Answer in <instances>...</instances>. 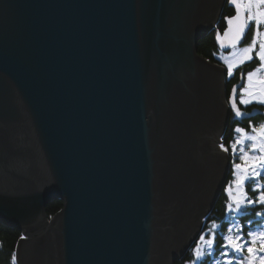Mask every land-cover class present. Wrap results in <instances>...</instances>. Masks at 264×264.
Listing matches in <instances>:
<instances>
[{"label":"water","instance_id":"water-1","mask_svg":"<svg viewBox=\"0 0 264 264\" xmlns=\"http://www.w3.org/2000/svg\"><path fill=\"white\" fill-rule=\"evenodd\" d=\"M224 2L0 0V222L21 232L18 264H172L194 244L230 172L226 70L197 52Z\"/></svg>","mask_w":264,"mask_h":264},{"label":"snow or ice","instance_id":"snow-or-ice-1","mask_svg":"<svg viewBox=\"0 0 264 264\" xmlns=\"http://www.w3.org/2000/svg\"><path fill=\"white\" fill-rule=\"evenodd\" d=\"M228 4L235 9V15L225 17L229 27L225 30L224 36L228 38L229 45L235 49L233 56L238 58V64L226 61L228 75L231 76L236 67L244 64L246 61H252L253 59L259 60V66L254 71L246 73L247 82L242 84L237 93V88L234 85L232 89V96H230V104L236 117H241L244 113L241 112L238 107L236 96L239 95V105H248L254 101L264 105V75H258L261 71H264V32H260V26L264 25V0H227ZM255 25V31L253 38L249 44L244 47L237 48V45L242 42L250 26ZM219 40V34H217ZM259 39V51H255L257 41ZM223 41H221V47H224ZM241 79H244L242 74ZM252 133L248 134L245 128L237 127L235 132L241 134L234 143L230 145L233 153L236 152L237 146L240 145V157L244 164H234V168L237 170L235 174V180L230 181L229 187L226 188L228 193V203L226 207L233 212L243 211L246 205H252L259 203L264 205V191H260L259 195L254 198H249L245 185L248 182L255 184V188L251 191L255 192L258 189H264V184H261L257 178L264 179V123L252 125ZM253 141L252 144L245 146L244 141ZM222 150L228 151L223 144L220 145ZM247 148V151H246ZM248 152L258 153L256 155H249ZM251 162V163H249ZM243 168V174H240V170ZM235 184L237 192L234 194L231 185ZM235 205V207H233ZM257 216L261 213L257 212ZM217 228L216 223L213 221L211 230ZM229 234L220 236L216 233L214 236L205 238L203 234L200 235L199 240L196 242V247L192 249L196 262H200L204 257V249H208L209 255L216 251L214 247L215 239L217 236L224 241L219 245V248H230L233 252H242L244 248H247L249 255L244 259L248 261V264H256V260L259 259L264 264V256L256 257L254 252H264V231H248L247 239L239 234L240 226L236 225V234H231L230 228ZM257 241L260 242V248L257 250L252 247ZM221 255L228 257L227 251L221 252ZM11 264H18V255L13 253ZM186 264H192V262H186ZM225 264H232L231 259H226Z\"/></svg>","mask_w":264,"mask_h":264},{"label":"trees","instance_id":"trees-1","mask_svg":"<svg viewBox=\"0 0 264 264\" xmlns=\"http://www.w3.org/2000/svg\"><path fill=\"white\" fill-rule=\"evenodd\" d=\"M234 14V8L227 3L225 4V7L222 11L221 16L219 17L218 21L215 24L214 29L212 32L203 37L202 39L198 40L197 44V51L200 55L209 58L213 61H218L217 55L223 54L221 46L218 43L217 34H221L224 29L226 28V20L225 17H230ZM250 31L248 32V35L246 38H249ZM220 63V62H219ZM257 65V59H253L252 61H247L242 65H239L235 68L233 74L231 76H226L227 81V89L229 91L231 85L233 82L236 81L237 77H240V73L244 74L246 70H250L254 68V66ZM242 76V75H241ZM241 112L244 113L241 117H236L234 114V111H231V117L229 124L227 126V129L222 136L221 144H223L226 148H228L227 154L228 157L231 159L230 164L232 166V162H235L238 158V149H236V152L233 153L230 144L231 142H234L236 139V136L238 133H236L234 130L237 127L245 128L248 132L252 130V125H257L260 122L264 121V105L261 104H248V105H239ZM255 109L259 113L257 115H254L252 117L246 118L245 116L249 114L250 111ZM229 178H232V175H229ZM258 181L261 184H264V179L257 178ZM255 188V184L252 182H248L245 185V190L247 191L249 198H254L259 195L260 191H264V189H258L257 191L253 192L251 189ZM226 195L223 192H221V196L218 199V202H216L214 209L212 212L204 219V222L202 224V230L201 234H203L205 237L209 238L214 236L216 233H219L220 236H223L225 234H229V229H232L231 234H236V225H239L241 228H243L244 231V239H247V223L250 220L251 217L254 216L255 209L258 206L254 207H245L244 212L240 215H235L232 212L227 211L226 207ZM62 207V201L60 199H54L51 202H49L45 206V212L47 216H52L56 213L57 210H59ZM213 221L216 223L217 228L215 230H211V225ZM199 235V237H200ZM21 236V232L13 227L5 226L0 223V264H11L12 262V255L15 253V245ZM220 236H217L215 239L214 247L216 249L215 252H213L211 255H209L208 250H205L204 257L201 258L200 262L195 261V257L193 255L192 249L196 247V242L189 248L188 253L184 260H178L175 263L176 264H186V262H192L194 264H225V257L221 255V252L227 251L229 253L230 259L232 260V264H243L240 261L235 260L236 256L234 257V254L230 248H219V245L224 243V241L220 238ZM198 237V238H199ZM253 248L259 249L260 248V242L257 241L255 245H252ZM243 254L247 253V248L245 247L242 251ZM258 264V263H256ZM259 264H262L259 263Z\"/></svg>","mask_w":264,"mask_h":264},{"label":"rangeland","instance_id":"rangeland-1","mask_svg":"<svg viewBox=\"0 0 264 264\" xmlns=\"http://www.w3.org/2000/svg\"><path fill=\"white\" fill-rule=\"evenodd\" d=\"M229 5V4H228ZM216 24V23H215ZM214 29V27L212 26V30ZM212 30L211 31H209L206 35H209L211 32H212ZM250 31V34H249V38H246V36L248 35V32ZM254 31H255V25L253 24L252 26H250L249 27V29H248V31H247V33H246V35H245V37H244V39L242 40V42L240 43V44H238L237 45V48H241V47H244V46H246L247 44H249L250 42H251V40H252V38H253V34H254ZM259 31L260 32H264V25H262V26H260V29H259ZM223 33H224V31L221 33V34H219V37H220V35H223ZM219 43V42H218ZM198 44V43H197ZM221 46V45H220ZM224 48V50H222V52H223V54H218L216 57H217V59H218V63L220 64V65H222L223 67H224V69L226 70V76L228 75V72H227V64H226V61H229V62H233L234 64H238V58L237 57H234L233 56V52L235 51V49H233L231 46H224V47H222V49ZM255 51H259V39H258V41H257V46H256V48H255ZM198 52V51H197ZM247 62V61H246ZM259 60H257V65L256 66H254V68H252V69H250L249 71H254L258 66H259ZM248 70H246V72H244V79L242 80L241 79V75H242V73H240L241 75H240V77H237V79H236V81L235 82H233V84L231 85V87H230V89H229V93H230V91H231V88H232V86L236 83V82H238L239 80H242V84H244V83H246L247 82V77H246V73L247 72H249ZM258 75H264V71H261L260 73H258ZM241 87V86H240ZM239 87V88H240ZM239 88H238V90H239ZM238 93H239V91H238ZM238 96V98L236 99L237 100V104H239L238 103V101H239V95H237ZM253 103H255V104H259V103H257V102H253ZM253 103H251V104H253ZM230 109H231V111H233V109H232V107L230 106ZM252 113H255V114H258L259 112L258 111H256L255 109H253L252 111H250L249 112V114L248 115H246L245 117L246 118H249V117H252V116H254V115H252ZM263 117H264V114H263ZM260 123H264V121L263 122H260ZM259 123V124H260ZM229 124V123H228ZM259 124H257V126L259 125ZM227 126L228 125H226V127H225V130H224V133H225V131H226V129H227ZM246 132L248 133V134H254V133H252V130L251 131H247L246 130ZM224 133H223V135H224ZM241 134H237V136H236V139L240 136ZM235 139V140H236ZM235 142V141H234ZM234 142H231V144L232 143H234ZM253 143V141H249V140H245L244 141V145L245 146H247V145H250V144H252ZM230 144V145H231ZM240 145H238L237 146V149H238V153H239V155H238V158H237V160H235V162H232V167H231V169H230V171L232 170V178H231V180L230 181H234L235 180V174L237 173V170L234 168V164H237V163H239V164H241V165H243L244 164V161H241L240 159H239V157H240V151H239V149H240ZM246 151H247V148H246ZM248 154L249 155H256V154H258V153H253V152H248ZM249 163H251V162H249ZM243 168L240 170V174H243ZM230 181L228 182V187H229V184H230ZM231 187H232V190H233V193L235 194L236 192H237V188H236V185L235 184H232L231 185ZM226 198H227V201H226V205H227V203H228V193H226ZM233 207H235V205H233ZM228 211H230L229 209H228ZM230 212H232L233 214H235V215H240L241 213H242V211H240V212H233V211H230ZM2 225H5V224H3L2 222H0ZM262 224V225H261ZM5 226H7V225H5ZM251 229L249 230V231H254V232H256V231H264V216L263 217H259V219L257 220V222H255V223H252V224H250V226H249ZM244 232H242V233H239L241 236H243L244 237V234H243ZM20 238H21V236L19 237V239H18V241H17V243L19 242V240H20ZM206 239H207V237H205ZM17 243H16V245H15V249H16V246H17ZM205 250H208L207 248H205L204 249V252H205ZM235 253V252H234ZM253 255L254 256H256V257H259V256H262L260 253H259V251H257V253L256 252H254L253 253ZM236 256V259L235 260H237V261H240L241 263H243V264H248V261L247 260H245L244 258L245 257H247L245 254H242V253H235L234 254V257ZM231 257L230 256H228V257H225V260L226 259H230ZM180 261L181 259L180 258H178V259H176V261ZM256 263H261V261L259 260V259H257L256 260ZM192 264H194V263H192Z\"/></svg>","mask_w":264,"mask_h":264},{"label":"bare ground","instance_id":"bare-ground-1","mask_svg":"<svg viewBox=\"0 0 264 264\" xmlns=\"http://www.w3.org/2000/svg\"><path fill=\"white\" fill-rule=\"evenodd\" d=\"M225 2H224V5H223V7H222V9H221V12H220V14H219V17L221 16V14H222V11H223V9H224V7H225ZM234 15V14H233ZM219 17H218V19H219ZM214 27V26H213ZM212 30V27H210V29H209V31H211ZM205 36H207V35H203L202 37H200L198 40H200V39H202L203 37H205ZM198 40H197V43H198ZM199 54V53H198ZM202 56V55H201ZM203 58H205V59H207V60H210V61H212V62H215V61H213V60H211V59H209V58H206V57H204V56H202ZM215 63H217V62H215ZM218 64V63H217ZM221 66V65H220ZM222 67V72H223V70H224V67L223 66H221ZM227 81H226V76L224 77V72H223V89H224V99H225V101H226V103H227V105H228V107H229V112H228V115H227V118H226V122H225V127H226V125H228V123H229V121H230V117H231V109H230V104H229V95H230V93H229V91H228V89H227ZM224 130H225V128H224ZM228 170V169H227ZM188 248V247H187ZM187 248H185V249H183V250H181L176 256H179V258L181 259V261L182 260H184L185 259V257L186 256H188L187 255V253H188V250L189 249H187ZM176 262V259L175 260H173L172 261V264H176L175 263ZM179 264V263H178Z\"/></svg>","mask_w":264,"mask_h":264}]
</instances>
